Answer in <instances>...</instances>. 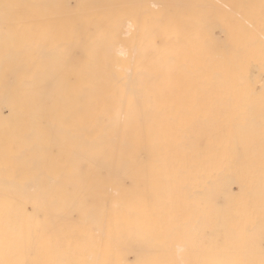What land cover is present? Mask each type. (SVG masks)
<instances>
[{
    "label": "bare ground",
    "instance_id": "6f19581e",
    "mask_svg": "<svg viewBox=\"0 0 264 264\" xmlns=\"http://www.w3.org/2000/svg\"><path fill=\"white\" fill-rule=\"evenodd\" d=\"M0 264H264V0H0Z\"/></svg>",
    "mask_w": 264,
    "mask_h": 264
}]
</instances>
